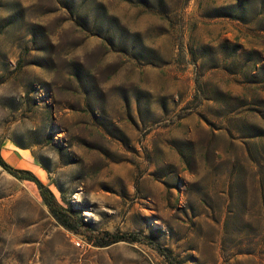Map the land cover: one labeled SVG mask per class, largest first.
<instances>
[{
    "label": "rangeland",
    "instance_id": "rangeland-1",
    "mask_svg": "<svg viewBox=\"0 0 264 264\" xmlns=\"http://www.w3.org/2000/svg\"><path fill=\"white\" fill-rule=\"evenodd\" d=\"M0 155L140 239L0 167V264H264V0H0Z\"/></svg>",
    "mask_w": 264,
    "mask_h": 264
},
{
    "label": "trees",
    "instance_id": "trees-1",
    "mask_svg": "<svg viewBox=\"0 0 264 264\" xmlns=\"http://www.w3.org/2000/svg\"><path fill=\"white\" fill-rule=\"evenodd\" d=\"M0 167L15 178L33 183L38 190L42 202L47 207L50 215L57 222V224L71 233L84 236L88 242L92 243L96 247L104 248L121 242L132 243L140 240L137 235L133 234L110 233L107 231L94 232L90 230L88 225L83 221L80 212L74 210L70 206H63L59 203L51 190L32 172L27 170L12 169L1 157V155ZM157 250L169 264H180L178 261L171 259L165 250L159 248H157Z\"/></svg>",
    "mask_w": 264,
    "mask_h": 264
},
{
    "label": "crops",
    "instance_id": "crops-1",
    "mask_svg": "<svg viewBox=\"0 0 264 264\" xmlns=\"http://www.w3.org/2000/svg\"><path fill=\"white\" fill-rule=\"evenodd\" d=\"M11 157L16 161V165H18V163L20 162V157H19V155H17L16 153L12 152V153L9 155V158H11Z\"/></svg>",
    "mask_w": 264,
    "mask_h": 264
},
{
    "label": "built area",
    "instance_id": "built-area-1",
    "mask_svg": "<svg viewBox=\"0 0 264 264\" xmlns=\"http://www.w3.org/2000/svg\"><path fill=\"white\" fill-rule=\"evenodd\" d=\"M78 244V243H77Z\"/></svg>",
    "mask_w": 264,
    "mask_h": 264
}]
</instances>
